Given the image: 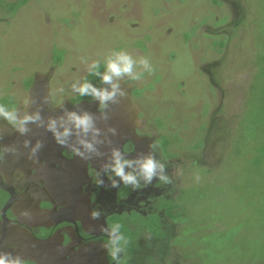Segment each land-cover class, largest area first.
I'll list each match as a JSON object with an SVG mask.
<instances>
[{
  "label": "rangeland",
  "instance_id": "374dc122",
  "mask_svg": "<svg viewBox=\"0 0 264 264\" xmlns=\"http://www.w3.org/2000/svg\"><path fill=\"white\" fill-rule=\"evenodd\" d=\"M14 1L0 7V97L23 101L26 79L52 68L58 105L76 96L93 63L126 52L133 73L119 78L140 90L146 129L175 153L176 209L186 218L176 242L197 264H264V168L248 164L257 142L243 125L264 0H29L10 14L3 5Z\"/></svg>",
  "mask_w": 264,
  "mask_h": 264
},
{
  "label": "flooded vegetation",
  "instance_id": "af4514ba",
  "mask_svg": "<svg viewBox=\"0 0 264 264\" xmlns=\"http://www.w3.org/2000/svg\"><path fill=\"white\" fill-rule=\"evenodd\" d=\"M29 86H23V101L10 95L15 114L26 101ZM136 97L132 87L133 103ZM65 102L74 106L80 101ZM58 105L52 104L53 108ZM135 106L136 140L123 143L121 159L135 161L151 155L165 165L168 182L154 176L146 184L138 176L140 187L125 185L109 167L116 149L94 146L93 151H86L72 136L62 137L64 144L55 136H35L26 144L20 138L12 143L0 140V254L26 264H116L107 255L106 242L110 225L118 222L129 241L126 253L118 254L124 255L123 264H179L172 260L175 250L181 251L183 261L197 264L191 247L176 242L185 232L186 218L176 209L181 188L172 164L175 153L167 136L146 129ZM105 107L99 104L97 110ZM9 125L19 127L18 122L16 127ZM203 146L204 141L193 150ZM74 147L83 156L75 154ZM125 171L138 172V166L126 165ZM109 177L117 182L115 186ZM93 211L99 213L96 218L91 216ZM200 225L207 230L204 223Z\"/></svg>",
  "mask_w": 264,
  "mask_h": 264
},
{
  "label": "water",
  "instance_id": "95a60500",
  "mask_svg": "<svg viewBox=\"0 0 264 264\" xmlns=\"http://www.w3.org/2000/svg\"><path fill=\"white\" fill-rule=\"evenodd\" d=\"M53 69L50 68L46 72H36L33 75L32 82L27 89V98L21 103L16 110L17 122L19 127H25L27 130L21 132L18 128L10 126L3 117H0V140L6 139L11 143L20 138L21 143H29L34 140L35 136L45 138L46 136H54L49 129V122H56L57 131L69 128L70 134L74 141L81 139L89 140L98 149H116L121 152L122 145L125 141L136 140L135 128L138 125V109L132 102V85L124 79L113 77L111 83L118 85L122 91L117 92L113 100L105 101V109L98 111L97 106L101 104L98 98L90 101L82 100L74 106L67 102L59 104L53 108L49 93V82L52 78ZM100 89L111 90L109 83L104 82ZM69 113L81 115L87 113L91 116L93 126L98 129L93 140V133H81L72 126ZM39 116V119L23 122V118L27 116Z\"/></svg>",
  "mask_w": 264,
  "mask_h": 264
},
{
  "label": "clouds",
  "instance_id": "9594fccd",
  "mask_svg": "<svg viewBox=\"0 0 264 264\" xmlns=\"http://www.w3.org/2000/svg\"><path fill=\"white\" fill-rule=\"evenodd\" d=\"M147 65V61H141ZM133 59L124 51H116L111 57H109L105 62V71L101 74V78L104 82L109 83L111 90L97 89L92 84L85 81L79 87L75 88L80 95H90L92 97L98 98L101 102V106L104 107L105 101L113 100L116 93L120 92L123 95L122 91L119 89L118 85L111 83L113 77H120L124 74L133 73ZM97 65L93 63L92 68L95 69ZM133 79H136V76H132ZM75 87V86H74ZM70 119L72 121V126L78 129L81 133L87 134L89 132L93 133V140L95 139V134L98 132L93 126L92 118L89 114L84 113L77 115L76 113H69ZM0 117H3L9 124L14 127L17 126V117L15 111H7L5 108L0 105ZM39 119L38 114L35 116H25L23 122L32 121ZM56 122L54 120L49 122V129L54 133V136L58 143L64 144L65 141L62 137H67L70 134L69 128H64L63 131H57ZM19 131L24 132L27 129L25 127H19ZM79 143L82 145L84 150L93 151L94 145L92 142L86 139H81ZM155 148V144L152 145ZM72 151L80 156H83V152L79 148H73ZM0 158H2V153H0ZM138 166V172H126L125 166L131 167L133 164ZM112 173L115 176L120 177V180L125 185H132L134 188L140 187L141 185L138 182V176L141 177L144 182L150 183L152 178L155 176L161 182H168V177L163 174L165 165L159 160L154 159L151 155H146L143 158H138L135 161L129 159H121V154L119 151H113V163L109 166ZM113 186L116 185V181L109 177ZM99 183V181H96ZM99 215L98 212L93 211L91 216L96 218ZM121 224L113 223L110 225L109 236L110 239L107 243V255L110 257L111 261H115L116 264H123V256L118 254H125L128 246V237L121 232ZM7 254H0V264H26V262L21 261L20 259H7Z\"/></svg>",
  "mask_w": 264,
  "mask_h": 264
},
{
  "label": "trees",
  "instance_id": "16d2710c",
  "mask_svg": "<svg viewBox=\"0 0 264 264\" xmlns=\"http://www.w3.org/2000/svg\"><path fill=\"white\" fill-rule=\"evenodd\" d=\"M29 0H16L11 3H6L5 9L8 10L10 14H14L19 8L24 6ZM2 5V0H0V7ZM261 48L257 52V57L255 58L256 71L252 77V82L247 93V100L243 109V125L246 124V132L257 145L254 147V156L249 160V165L255 168H264V40L262 38ZM223 42L220 43V46ZM53 65H59L61 63V56L52 54ZM105 62L101 61L97 63L95 69L91 68L89 72L83 77L81 84L87 81L92 84L97 89L103 85L104 81L101 78V74L105 71ZM32 79H26L23 86L27 88L31 84ZM80 84V85H81ZM140 90H133L135 96H139ZM94 97L90 95H80L78 92L74 98L71 99L72 102H77L81 100L90 101ZM0 105H2L5 110L12 111L14 103L10 95H4L0 97ZM242 126L241 122L239 123ZM196 148H198L196 146ZM252 152V151H250ZM238 152L234 153L233 156L237 157Z\"/></svg>",
  "mask_w": 264,
  "mask_h": 264
}]
</instances>
